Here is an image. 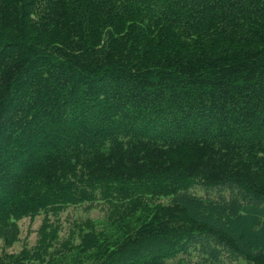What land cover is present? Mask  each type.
<instances>
[{
	"label": "trees",
	"instance_id": "1",
	"mask_svg": "<svg viewBox=\"0 0 264 264\" xmlns=\"http://www.w3.org/2000/svg\"><path fill=\"white\" fill-rule=\"evenodd\" d=\"M234 190L264 203V0H0V264H223ZM99 204L111 232L60 240ZM243 246L230 263L264 264Z\"/></svg>",
	"mask_w": 264,
	"mask_h": 264
},
{
	"label": "rangeland",
	"instance_id": "2",
	"mask_svg": "<svg viewBox=\"0 0 264 264\" xmlns=\"http://www.w3.org/2000/svg\"><path fill=\"white\" fill-rule=\"evenodd\" d=\"M190 193L201 198L202 200H211L212 202H218L219 204H216L217 207L218 205H220L221 207L227 205L229 207L227 213L230 216L235 215V213L237 212H233V208H230L231 205L229 204L231 203V199H233V197L231 198V194L233 192H231L228 187L208 188L201 185H194L190 190ZM234 194V198L236 197L237 200L241 203V208H239L238 211L241 213V216H235L231 221L226 222L232 229L239 228L236 225L237 222H239L242 228V234L239 233L240 229H238V231L234 230L238 234L234 236L233 242L235 243L233 246L236 248V250L233 249L234 247L229 246L228 244L218 242L215 243L213 240L212 242L209 241L208 245L209 248L212 247V252H222L223 264H245L243 260H239L235 263H230L226 258V254H229L227 252L248 251L243 246L244 242H247L251 246V248H253V250H255V248L259 246L264 248V203H258L247 198L246 200H244L241 196L238 197L235 190ZM87 207V205H83L77 208H68L60 215L59 220L56 221L58 222L57 224L60 227V240H64L67 237V233L73 226L74 222L79 223L85 221L86 219L95 221L98 230H107L109 232L112 231L109 224L106 222L104 205H94L91 209H86ZM253 207H255V209H253ZM223 211L224 209L219 210L218 212L223 213ZM42 219L43 217L39 216L32 221L28 219H23L22 221H20L18 223L21 231L19 242L16 243L10 250H8V252L18 253L23 248V246H27L28 248L33 247L38 238L37 230L39 229ZM51 220L53 219L51 218ZM229 227L224 228L225 230H229ZM240 234L244 236H241ZM239 235L241 236L240 238ZM197 245L199 246L200 244L198 243ZM191 250L192 252H200L195 249ZM179 259L183 260L184 264H193L199 260V257L196 253H193L192 256L179 255V257L168 262L167 264H177V261Z\"/></svg>",
	"mask_w": 264,
	"mask_h": 264
}]
</instances>
